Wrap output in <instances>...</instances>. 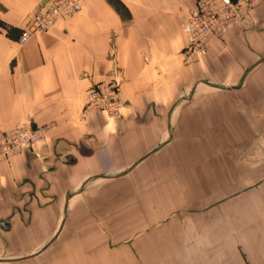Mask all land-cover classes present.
<instances>
[{
	"label": "crops",
	"instance_id": "0c3cea01",
	"mask_svg": "<svg viewBox=\"0 0 264 264\" xmlns=\"http://www.w3.org/2000/svg\"><path fill=\"white\" fill-rule=\"evenodd\" d=\"M46 1L0 0V132L49 127L0 163V264H264V2L186 64L196 0H87L21 44ZM110 81L121 117L82 120Z\"/></svg>",
	"mask_w": 264,
	"mask_h": 264
},
{
	"label": "built area",
	"instance_id": "2783aa9c",
	"mask_svg": "<svg viewBox=\"0 0 264 264\" xmlns=\"http://www.w3.org/2000/svg\"><path fill=\"white\" fill-rule=\"evenodd\" d=\"M85 1L47 0L29 16L19 42L24 44L35 34L49 31L60 17L81 12ZM262 2L264 0H196L195 6L182 24L187 39V45L182 51L184 62L191 64L206 57L211 38L223 39L248 11ZM122 109L118 84L114 81L99 82L88 90L81 117L86 121L88 115L96 111L108 118L118 119ZM48 131V126H34L25 122L14 130L0 132V163L33 148ZM0 225L4 230L10 228L7 221Z\"/></svg>",
	"mask_w": 264,
	"mask_h": 264
},
{
	"label": "rangeland",
	"instance_id": "374dc122",
	"mask_svg": "<svg viewBox=\"0 0 264 264\" xmlns=\"http://www.w3.org/2000/svg\"><path fill=\"white\" fill-rule=\"evenodd\" d=\"M262 3H263V2H262ZM262 3H261V4H262ZM188 16H189V15H188ZM46 136H47V135H46ZM46 136H45V137H46ZM45 137H44V138H45ZM44 138H43V139H44ZM43 139H42V140H43ZM248 158H249V160H248V165H250V164H251L250 158H255V154L249 152V153H248ZM258 180H261V179H260V176H258ZM263 180H264V174H263Z\"/></svg>",
	"mask_w": 264,
	"mask_h": 264
},
{
	"label": "bare ground",
	"instance_id": "6f19581e",
	"mask_svg": "<svg viewBox=\"0 0 264 264\" xmlns=\"http://www.w3.org/2000/svg\"><path fill=\"white\" fill-rule=\"evenodd\" d=\"M86 1H87V0H86ZM86 1H85V2H86ZM85 2H84V4H85ZM28 41H29V40H28ZM24 123H25V122H24ZM12 158H13V157H12ZM10 159H11V158H10ZM10 159H9V160H10ZM4 162H5V161H4Z\"/></svg>",
	"mask_w": 264,
	"mask_h": 264
}]
</instances>
